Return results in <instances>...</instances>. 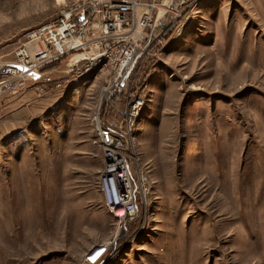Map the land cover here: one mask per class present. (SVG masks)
I'll list each match as a JSON object with an SVG mask.
<instances>
[{
  "label": "rangeland",
  "instance_id": "rangeland-1",
  "mask_svg": "<svg viewBox=\"0 0 264 264\" xmlns=\"http://www.w3.org/2000/svg\"><path fill=\"white\" fill-rule=\"evenodd\" d=\"M76 1L0 0V67ZM177 5L165 32L147 31L126 90L144 99L128 148L150 194L125 231L98 185L104 62L78 78L68 57L0 92V264H84L108 241L110 264H264V0Z\"/></svg>",
  "mask_w": 264,
  "mask_h": 264
},
{
  "label": "built area",
  "instance_id": "built-area-1",
  "mask_svg": "<svg viewBox=\"0 0 264 264\" xmlns=\"http://www.w3.org/2000/svg\"><path fill=\"white\" fill-rule=\"evenodd\" d=\"M167 10L158 5V0H77L63 7L52 21L28 31L12 62L0 67V92L15 94L38 82L44 69L74 54L85 53L91 62L77 71L78 78L95 64L104 62L98 71L108 73L100 96L106 112L101 114L98 109L91 124L107 163L106 174L98 185L117 233L125 231L139 210L146 207L150 194L147 177L131 168L134 161L129 154L132 149L128 148L133 139L134 119L144 99L131 97L126 90L141 42L147 31L153 32L156 21ZM80 18L83 20L79 21ZM90 46L98 48L92 56L87 53ZM121 99H124L123 108L117 105ZM107 108H110L108 112ZM113 242L92 247L84 264H110Z\"/></svg>",
  "mask_w": 264,
  "mask_h": 264
},
{
  "label": "water",
  "instance_id": "water-1",
  "mask_svg": "<svg viewBox=\"0 0 264 264\" xmlns=\"http://www.w3.org/2000/svg\"><path fill=\"white\" fill-rule=\"evenodd\" d=\"M171 10L175 11L177 9V0H172ZM173 12H166V15L162 16L155 24V30H160V33H163L168 29L169 25L172 24ZM83 18H80L79 21H82ZM72 59L69 64V70L71 72L78 71L88 65H90V59L85 53L74 54L70 57Z\"/></svg>",
  "mask_w": 264,
  "mask_h": 264
},
{
  "label": "bare ground",
  "instance_id": "bare-ground-1",
  "mask_svg": "<svg viewBox=\"0 0 264 264\" xmlns=\"http://www.w3.org/2000/svg\"><path fill=\"white\" fill-rule=\"evenodd\" d=\"M171 2H172V1H171ZM161 12H162V11H161ZM166 12H173V11L171 10V8H169ZM173 14H174L173 16L176 15V14H175V11L173 12ZM164 15H166V13H162L161 16H160V18H161L162 16H164ZM88 48H89V49H88V52H87V53H88L89 56H92V55H94V54L97 53V50L95 49V47H91V46H90V47H88ZM90 65H91V62H90ZM105 174H106V173H105V171L103 170L102 173H101V177L104 176ZM103 254H104V253H103ZM103 254H101L100 257H99L96 261H99V259H101V257L103 256Z\"/></svg>",
  "mask_w": 264,
  "mask_h": 264
},
{
  "label": "crops",
  "instance_id": "crops-1",
  "mask_svg": "<svg viewBox=\"0 0 264 264\" xmlns=\"http://www.w3.org/2000/svg\"><path fill=\"white\" fill-rule=\"evenodd\" d=\"M1 99H6V97L5 98H1Z\"/></svg>",
  "mask_w": 264,
  "mask_h": 264
},
{
  "label": "snow or ice",
  "instance_id": "snow-or-ice-1",
  "mask_svg": "<svg viewBox=\"0 0 264 264\" xmlns=\"http://www.w3.org/2000/svg\"><path fill=\"white\" fill-rule=\"evenodd\" d=\"M93 259H95V257H93Z\"/></svg>",
  "mask_w": 264,
  "mask_h": 264
}]
</instances>
